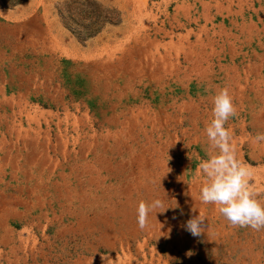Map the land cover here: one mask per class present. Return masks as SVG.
I'll list each match as a JSON object with an SVG mask.
<instances>
[{
	"label": "rangeland",
	"instance_id": "374dc122",
	"mask_svg": "<svg viewBox=\"0 0 264 264\" xmlns=\"http://www.w3.org/2000/svg\"><path fill=\"white\" fill-rule=\"evenodd\" d=\"M225 87L264 202V0H0V264H264L201 200Z\"/></svg>",
	"mask_w": 264,
	"mask_h": 264
},
{
	"label": "clouds",
	"instance_id": "9594fccd",
	"mask_svg": "<svg viewBox=\"0 0 264 264\" xmlns=\"http://www.w3.org/2000/svg\"><path fill=\"white\" fill-rule=\"evenodd\" d=\"M235 115L233 98L225 87L214 97V118L206 128L211 147L219 151L199 165L198 170L208 178V183L201 189V200L204 204L218 205L220 214L232 226L260 231L264 229V202L258 199L260 193L251 186V167L237 159L231 133L225 127L229 118ZM253 142H264V133H257ZM157 208L168 209L160 199L150 204L140 202L137 222L141 229L147 226L150 212ZM205 221L203 215L193 216L183 225L184 230L199 237L206 229Z\"/></svg>",
	"mask_w": 264,
	"mask_h": 264
}]
</instances>
